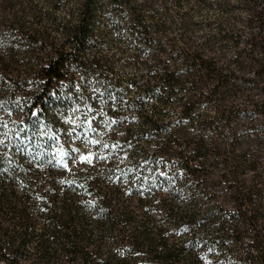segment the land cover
Listing matches in <instances>:
<instances>
[{
    "label": "trees",
    "instance_id": "1",
    "mask_svg": "<svg viewBox=\"0 0 264 264\" xmlns=\"http://www.w3.org/2000/svg\"><path fill=\"white\" fill-rule=\"evenodd\" d=\"M74 1L47 0L53 10ZM77 1L79 20L58 26L66 36L58 43L47 28L28 23L43 18L31 2L0 0L1 105L24 124L42 118L47 132L54 126L50 106L76 99L70 127L76 135L88 131V143L101 153L95 163L61 171L51 151L32 159L16 151L19 125L8 121L13 131L0 144V264H264L263 0H240L248 17L218 21V33L205 43L195 40L188 15L171 35L172 6L185 0H103L127 15L125 23L105 16L119 33H131L126 47L136 37L157 46L156 71L142 60L151 83L133 79L140 92L132 97L111 76V60L86 55L100 43L93 36L101 0ZM217 41L234 55L221 58ZM78 83L94 89L84 96ZM151 95L154 114L142 103ZM175 101L185 123L170 131L155 114L159 104ZM128 114L146 125L139 133L126 128L121 142ZM148 131L165 138L146 154L134 146ZM125 144L134 145L130 156L142 152L149 160L125 162ZM210 230L216 232L204 233Z\"/></svg>",
    "mask_w": 264,
    "mask_h": 264
},
{
    "label": "rangeland",
    "instance_id": "2",
    "mask_svg": "<svg viewBox=\"0 0 264 264\" xmlns=\"http://www.w3.org/2000/svg\"><path fill=\"white\" fill-rule=\"evenodd\" d=\"M28 3L37 8L42 14L43 18L41 21L36 22L35 20L28 17V23H33L35 28L45 27L49 30V33L54 37L58 43L64 42L66 39L65 34L59 27L64 25H76L79 20V2L76 0L72 3L59 7L57 10H53L52 6L47 2V0H27ZM136 1L137 3H145L146 0H130ZM159 3V0H154ZM216 3L212 5L211 3ZM264 2V0H263ZM240 0H185L181 8L172 6L171 15L173 18L170 20V32L174 36L178 33L180 29V23L183 15H188L191 22L196 25L195 29V40L199 43H205L208 37L214 36L218 33L217 23L218 21H225L231 19L233 22L234 17L246 18L248 14L242 9H238ZM102 9L98 11V16L95 20V28H99L100 31H95V38L99 36L100 43L97 47L90 44L87 47L86 55L91 57L93 55H101L112 61V73L113 78L119 79V88L123 94L127 97L136 96L139 94L140 90L131 84L133 79H138L141 85H148L151 83L150 76L147 74L145 63L153 67L152 70L156 71L155 59L153 58L154 52L157 50V46L154 42L145 43L136 37L129 46L126 47V43L130 42L132 37L129 31H124L119 33V31L110 27V23L105 20L107 13L112 14V20H116L120 23H125L127 15L125 12H120L116 7L111 6V4L106 3L101 0ZM222 4V6L220 5ZM150 9L146 10V17L152 14ZM49 13H53L54 20L48 17ZM30 18V19H29ZM216 51L221 58L234 55V50L228 48V45H224L222 42H216ZM142 52V54H140ZM139 54L137 60L134 58ZM225 55V56H223ZM223 56V57H222ZM21 59L24 58V54H20ZM142 60L145 62H142ZM140 61V62H139ZM80 89L84 93V96L90 94L94 86L92 84H81L78 83ZM76 86V84H75ZM107 102L111 105L113 103L112 98H108ZM144 109L154 114L156 111L155 106L157 105L155 100V95L147 96L143 99ZM56 107L53 104L50 106L49 117L52 122L53 129L49 131H43L42 127L46 125V121L42 118H35L24 124L23 116L15 115V111L11 108L6 109L0 103V121H2L5 128L0 127V144L5 143L8 136L12 133L10 130V125L8 121L12 120L18 123L17 130L13 131V135L16 137L14 147L16 151H22L25 156L29 159L33 157H39L40 155L51 151L55 153L57 158L52 159V165L57 169L64 172H69L71 168L76 167L78 164H91L97 162L101 153H97L95 147L88 143L87 133H76L73 128L70 127L72 121V116H74L73 111H76V99L72 102L62 101ZM159 110L156 112V117L160 121H165L169 123L170 131H175L179 129L183 123L184 119L179 115L178 104L175 102L167 105H158ZM211 106L206 109H202L201 113L196 117V119L202 118L205 115L211 113ZM74 119V118H73ZM99 119V118H98ZM97 116L95 115L94 121L96 122ZM76 121V120H75ZM93 124V123H92ZM92 124L90 125V131H93ZM145 123L138 118L135 114H128V120L125 122L124 127L118 132L120 141L123 142L125 139V129L131 128L133 132L139 133L145 129ZM116 126L115 120L110 124V130H114ZM191 130L195 127L191 126ZM39 136L47 139V142H38L35 139ZM165 138L163 133H154L148 131L143 136L142 141L139 145H121L122 146V158L125 162H130L132 159L140 158L141 160H149L147 153H153L157 150L160 145H157L160 141ZM130 144V142H129ZM107 146V145H106ZM111 150L115 151L117 145H111ZM137 150L145 151V155L142 152L133 153L132 156L129 154V150L132 147ZM223 147L229 149L230 145H222ZM143 156V157H140ZM46 165L49 164V159L45 160ZM219 171L215 173L217 177ZM249 176H252L249 174ZM214 177V178H215ZM121 183V176L116 179L115 184L119 185ZM215 230L205 231L204 233H212ZM216 232V231H215Z\"/></svg>",
    "mask_w": 264,
    "mask_h": 264
}]
</instances>
